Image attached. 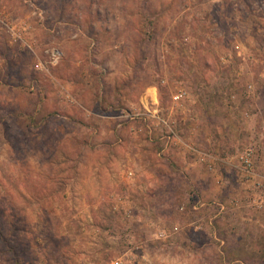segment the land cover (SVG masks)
I'll list each match as a JSON object with an SVG mask.
<instances>
[{
	"label": "rangeland",
	"instance_id": "374dc122",
	"mask_svg": "<svg viewBox=\"0 0 264 264\" xmlns=\"http://www.w3.org/2000/svg\"><path fill=\"white\" fill-rule=\"evenodd\" d=\"M0 264H264V0H0Z\"/></svg>",
	"mask_w": 264,
	"mask_h": 264
},
{
	"label": "built area",
	"instance_id": "2783aa9c",
	"mask_svg": "<svg viewBox=\"0 0 264 264\" xmlns=\"http://www.w3.org/2000/svg\"><path fill=\"white\" fill-rule=\"evenodd\" d=\"M185 91L182 89H179L176 91V93L172 96V100L175 103H179L184 97H185ZM167 125L166 123H164ZM171 133L173 134V139L177 142L178 138L177 136L174 135L173 131L170 130ZM191 151L195 153L198 157H200V160L204 162L206 158V154L200 153L197 151L195 148L190 147ZM238 161L241 165V171L242 173L250 174L252 172V167H253V162H252V154L250 151H245L241 155L238 156ZM209 170L212 169V165H208Z\"/></svg>",
	"mask_w": 264,
	"mask_h": 264
}]
</instances>
